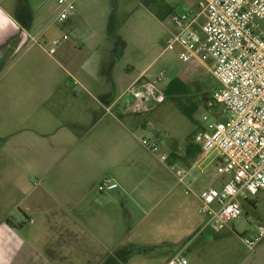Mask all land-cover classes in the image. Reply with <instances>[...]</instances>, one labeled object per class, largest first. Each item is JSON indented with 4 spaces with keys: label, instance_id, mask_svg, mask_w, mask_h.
<instances>
[{
    "label": "crops",
    "instance_id": "0c3cea01",
    "mask_svg": "<svg viewBox=\"0 0 264 264\" xmlns=\"http://www.w3.org/2000/svg\"><path fill=\"white\" fill-rule=\"evenodd\" d=\"M76 5L72 24L88 12L87 0ZM50 8L55 0H0V264H138L142 253L146 264H167L178 251L189 264H264L242 260L223 242L227 228L193 226L182 216L177 229L153 228L175 218L152 215L167 186L164 169L173 173L175 160L143 145L142 114L125 118L128 100L121 103L148 68L119 95L90 81L98 75L68 86L59 59L50 57L56 71L44 69L46 48L32 44ZM89 40L96 50L101 40ZM14 61L20 67L12 69ZM213 173L204 175L223 176L217 166ZM104 180L117 187L99 191ZM149 215L151 228L140 227Z\"/></svg>",
    "mask_w": 264,
    "mask_h": 264
},
{
    "label": "rangeland",
    "instance_id": "374dc122",
    "mask_svg": "<svg viewBox=\"0 0 264 264\" xmlns=\"http://www.w3.org/2000/svg\"><path fill=\"white\" fill-rule=\"evenodd\" d=\"M195 1L169 0V6L166 7L164 0H87L86 18L78 20V24H72L69 20L64 23L53 22L38 38L39 44L37 42L32 44H35L33 45L35 49L39 45L46 48L40 58L44 69L56 71L50 57L59 59L65 72L62 79L68 86H77L73 81L85 85L88 76L98 75L97 82L93 79L90 81L93 84L109 87L111 90L116 87L119 95L140 72L148 68L147 79L161 92L164 93L170 83L179 78L192 95L196 94L199 100L204 98L208 100L219 89V83L212 74L211 63L184 62L180 57L178 46L173 51L165 50L170 35L176 31L170 15L174 11L183 13ZM190 9L197 10V3ZM155 11L160 12L162 19L156 17ZM53 12V8H50L44 21H50ZM203 19L204 16L201 14L199 22ZM44 28L41 24L37 34ZM63 36H67L68 39H64ZM55 38H58L59 42L57 45H52V40ZM89 39L101 40L96 50L90 48L92 43ZM44 40H47L48 44ZM51 48L55 51L50 55ZM10 67L12 69L20 67L19 61L12 62ZM161 74H164L163 79L158 81ZM203 94L207 96L203 97ZM128 98V95H124L121 103ZM184 104L188 106L190 103ZM200 105L201 108L194 116L195 121L188 119L177 101L170 97L165 98L163 104L154 111L136 116L141 118L138 127L140 138H144L150 144L159 145V154L170 156L175 160L174 165L182 166L188 171L184 180L180 182L174 171L172 173L168 169L163 170L167 186L160 194V198L163 197L162 202L152 215L160 212L175 218L174 221L171 220L172 218L166 220L161 226L159 224L153 226L154 229H177L183 223V220H180L181 216L182 219L186 217L193 226L205 222L206 217L198 213L200 202L196 194L208 186L221 187V184L227 180L226 176L204 175L209 170L214 174L213 170L220 163L221 157L218 151L204 154L194 141L202 114L209 111L203 101ZM224 109L225 106L221 105L214 111V115H220L223 120H227L230 115L224 114L222 112ZM125 115V118L132 116L130 112ZM126 121L130 122L128 119ZM202 154L204 155L202 160L190 169ZM212 176H217L213 182H211ZM200 177L199 183L194 182L195 178ZM250 199L256 203L255 207ZM241 202L243 213L224 230L229 231L226 235L229 239H224L223 242L229 243L242 260L249 257L246 262L264 263V235L253 251L244 242L245 238H255L261 234V231L264 232V191H260L248 200L241 198ZM152 215L146 216L144 224L140 227L151 228ZM208 232L210 230L203 233L206 238H209ZM152 252L154 253L155 249ZM138 256H140L137 259L138 264L149 262L143 253Z\"/></svg>",
    "mask_w": 264,
    "mask_h": 264
},
{
    "label": "built area",
    "instance_id": "2783aa9c",
    "mask_svg": "<svg viewBox=\"0 0 264 264\" xmlns=\"http://www.w3.org/2000/svg\"><path fill=\"white\" fill-rule=\"evenodd\" d=\"M55 4L45 28L53 22L64 23L76 10V0H55ZM201 14L204 19L199 22ZM170 20L176 31L165 50L178 46L184 62H210L219 83V89L204 104L209 111L202 114L194 141L204 154L219 152L217 173L228 177L221 187H208L197 194L198 213L206 217L205 226L221 231L241 217V198L248 200L264 191V0H199L197 10L174 11ZM40 35L32 40L38 41ZM58 42L55 38L52 45ZM54 51L50 49V53ZM125 95L129 96L126 112L132 114L150 113L165 100L164 93L144 76L130 84ZM221 105L225 106L222 112L230 115L227 120L214 115ZM142 143L154 152L158 149L145 139ZM174 171L180 182L188 173L182 166H175ZM116 187L104 180L98 189L106 192ZM260 233L244 239L251 251L264 235ZM167 264L189 261L178 251Z\"/></svg>",
    "mask_w": 264,
    "mask_h": 264
},
{
    "label": "trees",
    "instance_id": "16d2710c",
    "mask_svg": "<svg viewBox=\"0 0 264 264\" xmlns=\"http://www.w3.org/2000/svg\"><path fill=\"white\" fill-rule=\"evenodd\" d=\"M165 6L167 7V4H165ZM159 8L161 9V7ZM155 14L156 17L162 19L159 11H155ZM204 96H207V94H203V97ZM164 97L174 98L180 106L181 111L191 121H195L194 116L196 112L201 108L200 102L203 101V104H205V102L207 101V99L205 98L203 100H199L196 94L192 95L187 86L179 78H176L170 83V85L164 92ZM184 103L190 104L187 106Z\"/></svg>",
    "mask_w": 264,
    "mask_h": 264
}]
</instances>
